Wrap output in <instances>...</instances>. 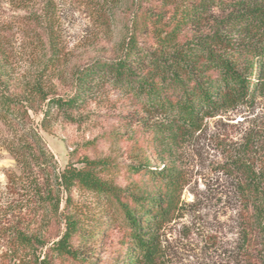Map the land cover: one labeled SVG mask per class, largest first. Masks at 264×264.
Masks as SVG:
<instances>
[{
  "label": "trees",
  "instance_id": "obj_1",
  "mask_svg": "<svg viewBox=\"0 0 264 264\" xmlns=\"http://www.w3.org/2000/svg\"><path fill=\"white\" fill-rule=\"evenodd\" d=\"M144 1L135 4L134 32L123 55L81 70L70 98L50 97L39 85L15 93L0 43V150L16 165L6 172L0 191V239L10 252L1 264H158L163 230L176 217L183 189L182 174L168 164L177 159L174 146L201 132L208 119L264 97V3L189 0L170 11L169 1L161 0L153 11ZM221 5L227 9L212 33L182 41L185 30L201 25ZM147 37L154 48L146 45ZM100 84L126 95L149 117L143 120L146 143L159 162L130 167L148 182L118 187L101 176L109 167L103 161L60 169L43 136L56 113L78 112ZM110 136L125 139L123 133ZM247 170L243 193L255 200L264 193V168ZM75 189L103 199L110 207L106 220L86 229L72 202ZM62 223L65 234L49 246L43 231ZM121 230L122 237L103 257L110 231ZM75 238L87 241L93 252L83 253Z\"/></svg>",
  "mask_w": 264,
  "mask_h": 264
},
{
  "label": "rangeland",
  "instance_id": "obj_2",
  "mask_svg": "<svg viewBox=\"0 0 264 264\" xmlns=\"http://www.w3.org/2000/svg\"><path fill=\"white\" fill-rule=\"evenodd\" d=\"M167 1L171 11L189 0ZM136 2L0 0L1 59L15 93L39 85L50 97H72L81 70L97 60L111 61L123 55L134 32ZM160 2L145 0L144 5L153 9L162 5ZM226 9L222 5L212 8L201 25L181 34L182 41L212 33ZM144 40L150 48L155 47L150 37ZM145 118L149 117L126 95L100 84L94 86L78 112L68 116L56 113L43 136L60 169L69 165L83 168L86 160L103 161L109 167L101 170V176L125 188L149 181L134 175L130 167L146 160L155 167L159 162L146 143ZM112 133H123L125 139L116 140ZM173 152L177 159L168 164L182 174L183 189L176 217L163 230L158 264H261L264 193L253 200L243 193V186L247 169L264 168V97L208 119L201 132L174 146ZM15 167L12 157L0 150V191L6 187V172ZM72 196L86 229L99 218L106 220L110 213V207L94 193L75 189ZM65 232L62 223L49 225L42 234L51 246ZM118 232L110 231L108 244L102 247L104 254L97 251L103 257L122 237L123 230ZM73 242L83 246V253L93 252L87 241L75 238ZM7 251L8 245L0 239V264L10 253Z\"/></svg>",
  "mask_w": 264,
  "mask_h": 264
}]
</instances>
